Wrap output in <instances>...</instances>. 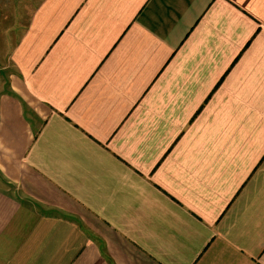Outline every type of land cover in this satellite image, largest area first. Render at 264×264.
Masks as SVG:
<instances>
[{
  "label": "crops",
  "instance_id": "0c3cea01",
  "mask_svg": "<svg viewBox=\"0 0 264 264\" xmlns=\"http://www.w3.org/2000/svg\"><path fill=\"white\" fill-rule=\"evenodd\" d=\"M4 68L0 264H264V0H0Z\"/></svg>",
  "mask_w": 264,
  "mask_h": 264
},
{
  "label": "rangeland",
  "instance_id": "374dc122",
  "mask_svg": "<svg viewBox=\"0 0 264 264\" xmlns=\"http://www.w3.org/2000/svg\"><path fill=\"white\" fill-rule=\"evenodd\" d=\"M17 21V20H16ZM14 31V30H13ZM16 33V31H14ZM10 46V45H9ZM9 70L7 68L4 69H0V84L2 85L5 81V77L6 75H8ZM6 86V84H4V87Z\"/></svg>",
  "mask_w": 264,
  "mask_h": 264
}]
</instances>
